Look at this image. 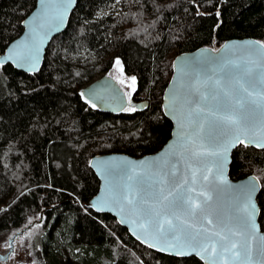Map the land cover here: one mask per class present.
<instances>
[{"label": "trees", "instance_id": "obj_1", "mask_svg": "<svg viewBox=\"0 0 264 264\" xmlns=\"http://www.w3.org/2000/svg\"><path fill=\"white\" fill-rule=\"evenodd\" d=\"M36 3L0 0V55ZM236 38L264 43V0H78L38 73L0 69V240L41 225L34 249L42 264H203L154 251L110 214L90 209L99 180L89 162L159 151L173 129L162 101L175 58ZM116 65L135 77L132 102L144 101L136 111L103 113L81 96ZM250 175L262 184L264 230V149L240 146L230 176Z\"/></svg>", "mask_w": 264, "mask_h": 264}, {"label": "water", "instance_id": "obj_2", "mask_svg": "<svg viewBox=\"0 0 264 264\" xmlns=\"http://www.w3.org/2000/svg\"><path fill=\"white\" fill-rule=\"evenodd\" d=\"M77 2L78 0H71L70 3L68 0H37L35 9L25 19L27 23L23 22V33L8 45L5 52L0 55V61L11 64L15 69L27 74L38 73L43 66L47 50L53 39L67 30L72 13L77 7ZM61 12L64 13L62 22L59 19ZM256 42L264 44L254 38H236L226 41L218 49L202 47L178 55L174 60L173 75L164 91L162 101L163 113L173 125L170 139L159 151L153 154L134 157L125 153H108L92 157L89 165L98 177L99 190L89 201L88 207L96 213H106L116 218L117 222L126 228L129 234L142 245L168 256L189 258L195 256H174L168 252L160 251L156 247H149L148 244L154 242L148 235L153 231L152 226L146 219L138 216L125 202H113L115 186L119 185L125 190L128 188L130 182L126 178V173H131L132 169L137 172L142 171L149 181L154 182L159 178L161 170L164 172L171 171L176 177H188L191 183L193 170H195L197 191L202 190L200 184L203 183L207 186L203 190L212 197L205 215L207 219L213 221V225H207L206 221L202 219L198 223L204 224L210 229L215 227L217 230L223 229L225 231L227 228L236 227L228 220V217L234 207L243 206L244 202L240 190L245 186L255 185L251 203L255 205L253 220L256 225V239L252 245L255 264H261V261L255 256V249L264 244V241L260 240V237L264 236V230H262L259 221L261 209L257 200L262 188L261 181L255 175L237 181L230 176L233 153L238 147L248 144V139L242 137L244 143H236L235 146L230 147L225 161L221 164L223 170L221 179L226 180L227 183L214 181L216 173L214 158H193L191 152L188 151L192 148L197 151H203V149L199 148V141L193 143L195 125L191 122L194 117L190 115V108L194 106L187 104L184 99L186 95L184 89L189 82V76L193 77L192 82L196 86L203 84L214 86V82L219 80L221 89L235 88V81L230 80L229 76L225 74L227 66L229 63L243 65L250 60L264 62V49ZM13 51H30L35 57L36 67L32 68L29 64L18 66L16 62L8 61L7 57ZM202 90L204 89L202 88ZM81 93H84L83 98L86 101L95 105L103 113L119 114L129 105L127 93L109 75H104L83 87ZM206 103L209 107L212 106L211 101ZM259 123L260 118L258 117L257 126ZM245 147L264 149L251 144ZM173 165L175 166L173 167ZM206 168L210 170L208 180L203 181L201 174ZM192 195L195 199L196 193H192ZM221 219L224 223H220ZM31 227L29 226L14 234L10 239L12 247L9 253L5 256L0 254V260H7L9 255L14 252L13 242L15 239L24 235ZM138 236L139 239H137ZM235 239L240 238L235 237ZM226 255L229 264H233L231 253ZM195 258L201 260L199 257Z\"/></svg>", "mask_w": 264, "mask_h": 264}, {"label": "snow or ice", "instance_id": "obj_3", "mask_svg": "<svg viewBox=\"0 0 264 264\" xmlns=\"http://www.w3.org/2000/svg\"><path fill=\"white\" fill-rule=\"evenodd\" d=\"M63 15L61 12V22ZM260 47L264 49V44H260ZM7 60L16 62L18 66L29 64L32 68L36 67L35 57L30 51H13ZM116 62L119 63V60ZM4 64V61H0V69L4 68ZM225 74L235 81V88L223 90L219 80L214 82V86H196L192 82L193 77L189 76L184 89L185 102L194 106L190 108V115L194 117L191 122L195 125L193 143L199 141V148L203 149L197 151L192 148L188 151L193 158H214V181L224 184L227 181L221 179V164L230 147L244 143L242 137H247L248 144L264 148V62L250 60L243 65L229 63ZM132 79L134 81L135 77ZM208 101L212 102L211 107L207 105ZM131 110L136 111V108ZM258 117L260 123L257 126ZM209 171L206 168L201 174L203 181L208 180ZM126 178L130 182L127 190L115 186L113 202H125L138 216L148 221L153 228L148 235L154 241L148 244L149 247L174 256L199 257L204 264H229L227 253H231L233 264H255L252 245L256 239L253 220L255 205L251 203L255 185L240 190L243 206L234 207L228 217L236 227L225 231L198 223L202 219L207 225H213V221L205 215L212 197L203 190L207 187L203 183L200 184L202 190L197 191L195 170L191 183L186 176L176 177L173 172L163 170L154 182L149 181L144 172L135 169L126 173ZM192 193H196L195 199ZM220 223H224L223 219ZM260 240L264 241V236ZM255 256L264 264V244L255 249Z\"/></svg>", "mask_w": 264, "mask_h": 264}, {"label": "rangeland", "instance_id": "obj_4", "mask_svg": "<svg viewBox=\"0 0 264 264\" xmlns=\"http://www.w3.org/2000/svg\"><path fill=\"white\" fill-rule=\"evenodd\" d=\"M112 8L116 9L118 8V6L114 5ZM110 11L111 10L105 11L103 12V14L107 15ZM104 75H109L113 77L129 97L132 96L133 98H136L135 80L133 81L131 76H128L127 74L122 72L121 68L118 65L115 66L114 70L111 72V75L109 73H103L101 75H98L87 85L93 83ZM141 102L144 101L138 100L134 103V105H136L137 103L140 104ZM39 227H41V225H35L31 232L28 231L27 234L24 236V240L23 237L17 239V246L16 249L14 247V253L12 255L10 254L7 260H0V264H42V262L37 259L34 249L36 236L40 232ZM9 240L10 239L0 240V254L2 256H5L9 253V250L5 249L10 243Z\"/></svg>", "mask_w": 264, "mask_h": 264}, {"label": "flooded vegetation", "instance_id": "obj_5", "mask_svg": "<svg viewBox=\"0 0 264 264\" xmlns=\"http://www.w3.org/2000/svg\"><path fill=\"white\" fill-rule=\"evenodd\" d=\"M132 99H133V97L132 96H128V101H129V107L127 108L128 109V111L130 110V109H132V108H138V103L136 104V105H134V103L132 102ZM26 234V233H25ZM25 234L24 235H22L21 237H23V240H24V236H25ZM21 237H19V238H16L15 239V241L13 242V247H15V249H16V246H17V239H20ZM11 244L9 243L8 244V247H6L5 249H8V250H10L11 249ZM15 251V250H14ZM14 252H12L11 253V255L13 254Z\"/></svg>", "mask_w": 264, "mask_h": 264}, {"label": "bare ground", "instance_id": "obj_6", "mask_svg": "<svg viewBox=\"0 0 264 264\" xmlns=\"http://www.w3.org/2000/svg\"><path fill=\"white\" fill-rule=\"evenodd\" d=\"M128 107H129V106H127V107L124 109V111H125ZM122 112H123V111H122ZM15 234H16V233H15ZM13 236H14V235H13ZM13 236H12V237H13ZM12 237H11V238H12ZM11 238H10V239H11ZM9 241H10V240H9Z\"/></svg>", "mask_w": 264, "mask_h": 264}]
</instances>
